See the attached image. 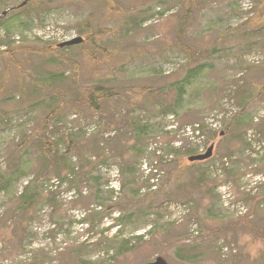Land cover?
Wrapping results in <instances>:
<instances>
[{"label": "rangeland", "instance_id": "1", "mask_svg": "<svg viewBox=\"0 0 264 264\" xmlns=\"http://www.w3.org/2000/svg\"><path fill=\"white\" fill-rule=\"evenodd\" d=\"M22 1L0 0V264L44 253L46 264H264V0ZM74 36L82 43L58 47ZM100 86L113 95L96 108L86 100ZM43 120L93 160L88 139L107 128L110 150L93 168L99 189L78 198L52 176L20 215L35 152L19 143ZM211 144L209 159L187 162ZM69 164L74 154L59 162L63 175ZM136 197L91 230L78 222ZM99 240L82 259L72 248Z\"/></svg>", "mask_w": 264, "mask_h": 264}, {"label": "trees", "instance_id": "2", "mask_svg": "<svg viewBox=\"0 0 264 264\" xmlns=\"http://www.w3.org/2000/svg\"><path fill=\"white\" fill-rule=\"evenodd\" d=\"M180 30L179 33H182ZM96 90L97 93H90L89 97L86 100V103H89L98 108L102 100L108 99L113 95V91L111 88L104 86H100ZM59 91L62 95L65 92L61 89ZM171 107L172 104L163 103L162 97V101L160 104L161 112H165V110H167L168 108V110H171ZM60 129L61 127L56 126L54 123H49L48 121L43 120L42 123L37 126V129L34 132L27 135L26 138L19 143L20 147L26 146V148H30L35 152L33 153V177L23 187L22 192L19 196L18 211L20 212V215H25V213L29 212L30 208L34 207L37 202L36 196L38 194L40 186L43 184V182L50 181L52 176H54L56 181H58L56 187H59V184H62V182L67 181L69 188H75L76 190H78L80 192L79 194H77L78 198L82 197L81 189L86 188L91 184L97 186V189H99V185H97V180L99 177L94 174L93 168H97L98 163L102 164L107 162L106 158L99 159L100 153L104 152L105 150H110L107 147L110 143L109 139L103 137L104 131L107 128H100L93 137H90V139H88L89 143L91 139H93V151L96 154H93V152L91 153L95 155V160L92 159L91 155L88 156V154H86V152L83 150L84 148L82 149L83 145L79 144V142H75L72 139V133L64 135V132H60V134H58L57 132H59ZM223 130L229 132V123ZM58 138L61 139L60 142H58ZM61 144L64 145V150L61 149ZM89 149H91V147H89ZM193 151V149L189 150L190 153ZM71 154H74L76 156L77 167L71 164L67 165L69 173L63 175L62 169L59 166V162L68 158V156H70ZM123 159L126 160V158ZM128 165L129 164H127V166ZM8 166H10V164H8ZM6 187L7 179L4 174L0 173V192L5 190ZM136 190H139V186L136 187ZM58 191V188L51 189L47 194L46 201L53 208L56 207V204L58 202ZM139 197L129 198L124 204L118 203L116 200H111V202H109V204H105L102 209H94L93 211L85 214L83 218L79 220V222L85 223L89 221V229L91 230L97 226L100 219H102L106 215L111 214L115 208H123L125 205L129 207L131 202L138 201ZM130 216L131 214L129 215V217ZM32 217L36 218L37 216L36 214H34ZM120 219L121 218L116 219V221L119 222ZM105 238L107 241H104L107 245H109L110 242L114 241V238ZM99 245H102V240L96 241L95 243L82 241L78 245L72 246V248L74 249L75 254L80 259H82L84 254L91 251L93 247ZM90 246L93 247L91 248ZM49 261H52V256L50 254L44 253L39 258H33L30 261L24 262L23 264H46ZM81 264L102 263H88L86 261H81Z\"/></svg>", "mask_w": 264, "mask_h": 264}, {"label": "water", "instance_id": "3", "mask_svg": "<svg viewBox=\"0 0 264 264\" xmlns=\"http://www.w3.org/2000/svg\"><path fill=\"white\" fill-rule=\"evenodd\" d=\"M82 39L80 37H76L73 38L69 41H65L63 43H60L59 46H65V45H73V44H77L79 42H81ZM213 145H210L206 151L204 153H199V154H195V155H191L190 157H188L189 161H202V160H206L208 158L211 157L213 151ZM147 264H168L166 262V260L162 257V256H158L155 258V260L153 262L147 263Z\"/></svg>", "mask_w": 264, "mask_h": 264}]
</instances>
